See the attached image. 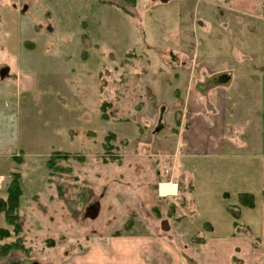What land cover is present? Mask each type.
I'll return each instance as SVG.
<instances>
[{"label":"rangeland","instance_id":"rangeland-1","mask_svg":"<svg viewBox=\"0 0 264 264\" xmlns=\"http://www.w3.org/2000/svg\"><path fill=\"white\" fill-rule=\"evenodd\" d=\"M242 65L263 79L264 20L241 16L224 0H0V198L12 172L22 192L18 234L0 212V227L10 232L0 243H17L0 264H75L77 254L129 233L160 235L178 249L180 264H199L201 246L227 235L232 217L224 205L237 204V191L260 198L257 117L264 113L255 110L264 97L207 95L227 88L214 77L242 83ZM193 85L207 90L196 100L207 111L197 116L223 104V127L189 153ZM108 132L114 137L106 142ZM232 148L239 156L225 153ZM55 151L68 156L48 169ZM237 172L239 188L226 199L225 178ZM169 179L182 182L177 194L157 196V182ZM93 201L100 208L90 219ZM240 212L239 250H251L252 211Z\"/></svg>","mask_w":264,"mask_h":264},{"label":"crops","instance_id":"crops-1","mask_svg":"<svg viewBox=\"0 0 264 264\" xmlns=\"http://www.w3.org/2000/svg\"><path fill=\"white\" fill-rule=\"evenodd\" d=\"M224 1L229 9L236 11L241 16H246L249 17L250 19H256L258 21L264 20V0H224ZM244 60L245 61H243V59L239 60V63H245V62L247 63V60L246 59ZM249 62L252 63V61ZM240 67H242L243 69H241ZM240 67H239V73H241L242 75H240L239 77L242 79V83H239L236 80L233 82V80L231 81V78H229V80L225 83L227 84L226 85L227 88L210 89L207 92V95H210L211 97L212 96L217 97L218 100L223 95L236 96L237 98L238 96H243L249 94L250 92H255V94L259 96V99L260 96L264 97V80H263L264 77L262 79L261 77L259 78L252 77V75L247 76V70L244 69L246 67H244L243 65ZM251 69H252L251 72H253V67H251ZM248 77L255 78V80L253 81V83L246 82L248 83V85H245L246 83L244 84L243 80L247 79ZM233 83L235 84V86H233ZM203 91L204 92L207 91L206 88L196 87L195 85H193L189 89V93H188L189 101H188L187 110L191 112V115L188 118L189 120H188L186 142L188 143L189 153L190 150L196 147L197 145L196 143L199 144H203V142L207 143L208 138L211 137V135H216L218 133V129L223 127L222 119L218 117V112L223 104L220 105L219 103L217 107H213L211 109V112L206 118H201V116H197L198 112L207 111L206 108L204 110L196 108V100H198L197 96H199V93ZM191 97H193V100H190ZM219 100L220 102H222L221 101L222 99ZM237 100L239 101V98H237ZM240 101H242V99H240ZM263 104L264 103H261V107ZM261 107L259 105L258 106L259 109L257 108L258 110L255 111H259L260 113L263 114L264 110L262 109L264 108ZM209 117L211 119H208ZM234 119L236 120V122L239 123L238 117ZM263 121H264V114H263V118L257 117V123L264 127ZM196 133H197V139L196 137H192L190 135ZM224 144L225 142L223 144L221 143L219 148L215 151L222 154L223 153L222 146ZM211 145L214 146L212 142ZM205 147L207 148V150L209 149L208 146ZM208 152L211 153V151ZM225 153H229V154L236 153L239 156V148L237 149L232 148L231 150ZM256 156H258V158L260 159V161L257 162L258 172L260 171L257 180V182L258 181L259 182L257 184L255 183L260 198L257 199V202H255L254 200V206L253 208H250L252 211L251 212L252 219L248 220V222L249 224L251 222L252 231L250 230L249 227L248 230L249 232H251L252 238H254L257 241V244L256 245L252 244V246L250 247L251 250H239V235H236V233L234 235L232 234L233 227L231 221L230 227L227 226L228 228L225 231L227 232L226 236H218L211 238L208 237L209 242H206L201 246L206 250H200V253L199 251L195 253L201 257V261L199 264H264V197H263L264 150H259ZM169 175L167 173V176ZM169 180L175 181L173 179H169ZM225 180H226L225 182L226 187L223 190L222 195H224L225 198L228 199L229 191L233 192L239 188V172H237L235 176H232L229 173L227 178H225ZM178 183H182V182H178ZM189 185L191 184H187V186ZM237 192L239 193V191ZM250 193L254 194L253 191H251ZM255 198L256 197L254 194V199ZM212 227L213 228L210 232L217 230L213 224ZM159 236L160 235H154L153 237L144 234H132V233L125 234L123 237L113 238L111 241H109V245L107 246L102 245L99 246L98 248L97 247L92 248V250H94L93 252L90 251L91 249L86 250L83 253L77 254V256L73 259L75 260V264H180L181 254L178 251V249L173 248L168 242L164 241ZM214 240L217 241L214 242ZM245 243L248 245L247 242H243V245ZM69 261L70 260L61 262V264H71V262Z\"/></svg>","mask_w":264,"mask_h":264},{"label":"trees","instance_id":"trees-1","mask_svg":"<svg viewBox=\"0 0 264 264\" xmlns=\"http://www.w3.org/2000/svg\"><path fill=\"white\" fill-rule=\"evenodd\" d=\"M132 4L135 0H129ZM123 12L125 10L123 7H120ZM109 105V102L102 101L99 105L100 109V117L104 120L108 118L107 113L105 112V109ZM114 137V134L112 132H108V134L105 136V141L109 142L110 139ZM104 143V149L105 151H109L112 148V145L110 144L107 146V143ZM66 153H60L59 151L53 152L52 155H50L47 160L45 161V165L48 169L56 168L55 166V157L59 159H66L67 158ZM14 159L18 162H20L21 158L19 155L14 156ZM65 170V169H64ZM21 187H20V174L18 172H12L10 174V180L6 186V197L0 198V212L4 213V219L8 225L12 227V231L15 234H18L20 232V221H19V215L17 213L18 207H19V199L21 196ZM264 197V194H263ZM254 194L250 192H240L237 194V204L231 205L226 204L225 209L230 213L232 216V227H233V234L239 232V228H241V225L238 222V218L240 217V207L245 208H253L254 206ZM237 205V206H236ZM236 206V209H234ZM234 207V208H233ZM208 225V228H210L208 223H205ZM239 227V228H238ZM249 231V230H248ZM10 232L7 228H1L0 227V242L9 237ZM252 238V237H251ZM253 239V245L257 244V241ZM202 240V239H201ZM17 247L16 242L12 243H0V256H4L8 251H10L12 248L14 249Z\"/></svg>","mask_w":264,"mask_h":264},{"label":"water","instance_id":"water-1","mask_svg":"<svg viewBox=\"0 0 264 264\" xmlns=\"http://www.w3.org/2000/svg\"><path fill=\"white\" fill-rule=\"evenodd\" d=\"M159 1L162 2V3H166V2H168L170 0H159ZM6 73H7V69L3 68L1 70V74H6ZM228 80H229V77L223 76V79L221 81H218V82H222L223 83V82H227ZM99 208H100V205H99L98 202L91 203L89 206H87V208L85 210L86 217H88L90 219H95L98 216ZM162 228L164 230L168 229V225H167L166 221H163ZM26 264H29V263H26ZM33 264H38V263L37 262H33Z\"/></svg>","mask_w":264,"mask_h":264},{"label":"bare ground","instance_id":"bare-ground-1","mask_svg":"<svg viewBox=\"0 0 264 264\" xmlns=\"http://www.w3.org/2000/svg\"><path fill=\"white\" fill-rule=\"evenodd\" d=\"M169 185H167V184H161L160 185V187H161V191L162 192H165V191H167V187H168ZM172 191L174 192V189H172Z\"/></svg>","mask_w":264,"mask_h":264},{"label":"built area","instance_id":"built-area-1","mask_svg":"<svg viewBox=\"0 0 264 264\" xmlns=\"http://www.w3.org/2000/svg\"><path fill=\"white\" fill-rule=\"evenodd\" d=\"M172 187H176V184L174 183V184H172Z\"/></svg>","mask_w":264,"mask_h":264},{"label":"flooded vegetation","instance_id":"flooded-vegetation-1","mask_svg":"<svg viewBox=\"0 0 264 264\" xmlns=\"http://www.w3.org/2000/svg\"><path fill=\"white\" fill-rule=\"evenodd\" d=\"M93 203H94V201H93ZM26 264V263H25ZM29 264H33V262H29Z\"/></svg>","mask_w":264,"mask_h":264}]
</instances>
